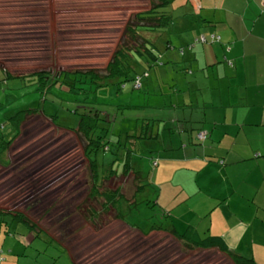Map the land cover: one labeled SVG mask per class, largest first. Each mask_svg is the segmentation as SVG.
<instances>
[{
    "label": "rangeland",
    "instance_id": "374dc122",
    "mask_svg": "<svg viewBox=\"0 0 264 264\" xmlns=\"http://www.w3.org/2000/svg\"><path fill=\"white\" fill-rule=\"evenodd\" d=\"M100 3L0 0V125H6L9 131L15 113L32 110L15 119L24 120L20 135L5 155L8 164L0 166V208L24 215L67 246L51 242L41 230H32L7 215V224L1 226L0 215V249L4 256L0 254V264H14L10 255L18 256L20 264H73L72 258L75 264H234L218 249H188L182 245L181 253L178 243L167 235L156 234L160 240L151 237L148 242L136 231L142 232L140 228L152 223L167 228L173 223V214L182 210H188L185 217L192 219L205 205L186 207L184 192L177 194L181 186H176L175 172L165 167V162L158 164L164 152L159 147L161 127L150 122V127L143 131V123H148L146 115L153 116L159 103L155 94L161 95L160 89L169 87L158 79L159 65L148 69L139 61L137 71L150 73L143 82V90H133L132 83H128L122 91L115 87L101 89L96 98L94 94L84 96V92L64 93L57 87L44 94L38 78L26 75L40 71L58 77L62 71H99L115 47L111 42L107 45L104 39L121 36L130 21L136 22L134 14L145 9L146 0H119L120 8L114 7L110 14L102 11ZM181 28V21L172 27L175 32ZM196 35L203 39L204 35ZM208 40V44L213 43L212 37ZM158 47L164 54L163 40ZM166 60L160 57L161 63ZM3 70L15 77L9 78ZM86 97L88 103L96 104L95 111L104 116L86 120L93 129L91 136L102 132L109 146V150L100 153L96 171H110L112 163H116L113 169L123 174L128 161L142 177L137 180L135 174H130L102 186L101 193L121 188L119 193L124 192L133 201L129 204L128 198L120 202L118 198L113 205L114 201L108 198L107 212L101 206L104 196L89 199L93 180L85 143L82 136L79 138L71 130L77 127L81 114L76 98ZM76 110L78 114L74 113ZM130 135L135 136L133 145L128 142ZM175 169H181L180 163ZM178 179L185 182L184 178ZM138 183L145 189L136 193ZM157 191L162 193L159 207L167 212L158 211L159 207L154 205ZM111 206L122 213V221ZM90 209L97 213L96 217H92ZM183 214L177 213L181 228L187 225Z\"/></svg>",
    "mask_w": 264,
    "mask_h": 264
},
{
    "label": "crops",
    "instance_id": "0c3cea01",
    "mask_svg": "<svg viewBox=\"0 0 264 264\" xmlns=\"http://www.w3.org/2000/svg\"><path fill=\"white\" fill-rule=\"evenodd\" d=\"M167 1L173 17L167 37L175 45L193 43L200 38L196 34L212 37L213 43L196 44L183 60L174 49L160 53L167 65L158 67V79L169 87L160 89L166 94L156 105L164 151L158 164L175 172L186 207L205 204L192 219L185 217L188 210L177 212L184 213L185 228L176 213L166 229L220 237L232 252L254 255L264 264V0ZM177 21L185 32L172 29ZM178 64L191 71V81H180L181 89L166 82ZM179 163L181 169H175ZM161 196L157 191L156 207ZM158 211L167 212L162 206ZM136 231L148 242L167 235L181 253L186 247L169 233Z\"/></svg>",
    "mask_w": 264,
    "mask_h": 264
},
{
    "label": "trees",
    "instance_id": "16d2710c",
    "mask_svg": "<svg viewBox=\"0 0 264 264\" xmlns=\"http://www.w3.org/2000/svg\"><path fill=\"white\" fill-rule=\"evenodd\" d=\"M96 0H92V3H94ZM101 1V9L104 10V13L110 14L114 12V7L119 6L118 1L119 0H100ZM121 2H125L127 0H120ZM171 2L167 0H146L145 9L141 12H136L134 14V20L136 21L128 23L125 29V32H121V36L118 38L112 40H105L107 45L110 44V42L115 44V47L112 50V54L107 62H105L104 65H101V68L98 70H77V71H62L59 73L58 77H51V74H47L45 72H32L28 73L26 75L35 76L38 78V84L43 90L44 94H48L52 87H57L64 93H70L72 95H80L81 92L86 93L84 96H88L89 94H94L95 98L98 97V92L101 89H106L108 87H115L117 91H122L125 87L128 86V83H132V89L133 90H143L144 85L143 82L145 79H148L150 77V73L148 70H145L142 74L137 71L136 68L139 66V61L142 62V64L146 67H149L148 69L156 66H166L164 62H160V57L162 55L159 51V42L160 40H163V47L165 48V54L168 52V50H172L178 52L181 59H185L186 55H189L193 52V48L196 44H202V43H209V40L206 39L205 42H202L199 39H195V41L191 44L183 43L181 46L175 45L172 40L167 37V33L169 32V28L173 22V17L170 12L164 10L170 5ZM143 5V3H141ZM163 9V10H162ZM50 15L49 11L46 12ZM52 17V16H51ZM110 18V16H109ZM168 31V32H167ZM180 32H185L184 30H180ZM110 37V36H109ZM197 40V41H196ZM193 54V53H192ZM110 55V54H109ZM149 61V64H148ZM179 66H173V77L171 80L173 82H177L180 88V81L185 80L191 81V71L187 69V66L178 64ZM172 66V65H171ZM171 66H169V70H171ZM4 73L7 74L9 78H14L15 76L11 74L10 72H6L3 70ZM22 75V76H26ZM180 75V76H179ZM180 77L178 80H175L174 77ZM140 80V87L136 88L135 83L137 80ZM51 82V83H49ZM156 87V86H154ZM181 89V88H180ZM168 90V88L166 89ZM157 91V90H156ZM156 93V92H154ZM165 93V92H164ZM164 93L161 95H156V100H161V97H165ZM166 94V93H165ZM88 97L82 99V98H76L75 103L81 105V114H80V120L76 128L71 129L75 131V134L79 136V138L83 137V143H85V155L90 163V173L93 180L92 184V193L89 195V199H94L95 197H101L104 196L105 202L101 205L103 209L107 212L109 209V205L107 204L108 201L106 199H111L114 201L113 205H115V202L119 199V202L123 200V198L126 197V194L123 192V194H120V189H116L115 191H106V192H99L100 188H103L102 186H105L106 183L111 182L113 179H119L120 177H126L127 175H134L138 179L142 178L139 176L138 172H135V170L129 165L128 161L124 165V168L122 169L123 174L120 173L121 170L119 169L114 170L113 166L116 163H112L111 170L107 172L98 173L96 171L97 162L101 158L99 156L101 155L103 151L109 150L108 142L105 140V137L103 133L101 132L99 135L93 134V129L90 127V125L87 124L88 119H97L98 117H104L102 112L95 111L96 104L88 103L86 100ZM155 113L153 116L146 115V118H148V123L144 124L143 131L145 129H148L150 127V122L157 123V121H160V119H156V112L159 110L154 107ZM32 110L27 109V111H19L15 113L13 117H11V120L13 121L12 129L9 131L7 130V126L1 124L0 125V164H5V166L8 164L7 160H5V155L7 151L11 148L14 141L17 139V137L20 135V125L23 122L24 119H20L19 121L15 120L19 114L27 112H31ZM74 113L78 114V111H74ZM30 115L29 113L26 115ZM56 116H53V118ZM154 117V119L152 118ZM25 118V117H24ZM106 118V117H105ZM54 121V120H53ZM158 124V123H157ZM159 125V124H158ZM165 131H170V129H167ZM82 136V137H81ZM128 137V142L130 140L131 145L134 144V138L135 136L130 135ZM120 143V141H119ZM131 153V151H130ZM129 153L126 154L128 156ZM145 189V186L138 183V188H136V193H139L140 191H143ZM128 198V196L126 197ZM134 198V195L132 196ZM129 204H131V200H129ZM92 202V200H91ZM156 200L154 205L156 204ZM128 204V205H129ZM156 206V205H155ZM112 208V206H111ZM91 210V209H90ZM111 211H116L113 208ZM117 213V219L122 221V213ZM0 215L2 216L1 226H5L7 224L4 216L7 215L10 216L14 222H20L23 224H26L30 227L32 230H41V232H44L48 237V239L56 243L57 245H60L62 247H65L63 241L57 240L52 235H49L48 232H46L43 229L37 228L35 225L30 223V221L25 217L24 215L14 212V211H7V209L0 208ZM92 217H96L97 213L93 210H91ZM5 223V225H4ZM150 228V229H149ZM132 230H135L131 228ZM142 232L148 234L150 231H162L165 233H169L170 235L177 238L179 241H183L186 244V247L188 249H202V250H213L218 249L222 253H225L228 255L234 264H260L257 262L254 255L252 256H240L234 252H232L229 247L222 242L220 237H209L206 239H201L200 235L195 229H187V231L181 235H178L176 231L174 230H168L164 226H161L160 224L152 223L151 225L146 224V227L140 228ZM6 240V239H5ZM29 245V244H28ZM59 246V247H60ZM67 247V246H66ZM1 251V250H0ZM68 251V249H67ZM1 254V253H0ZM3 254V253H2ZM1 254V257H4ZM71 257V256H70ZM9 258L12 260V263L14 264H20V259L16 255H10ZM73 264H75L74 259L72 258Z\"/></svg>",
    "mask_w": 264,
    "mask_h": 264
},
{
    "label": "built area",
    "instance_id": "2783aa9c",
    "mask_svg": "<svg viewBox=\"0 0 264 264\" xmlns=\"http://www.w3.org/2000/svg\"><path fill=\"white\" fill-rule=\"evenodd\" d=\"M203 39L201 40L202 42H205L206 41V39H205V37H202ZM135 87L136 88H139L140 87V80L138 79L137 81H136V83H135Z\"/></svg>",
    "mask_w": 264,
    "mask_h": 264
},
{
    "label": "clouds",
    "instance_id": "9594fccd",
    "mask_svg": "<svg viewBox=\"0 0 264 264\" xmlns=\"http://www.w3.org/2000/svg\"><path fill=\"white\" fill-rule=\"evenodd\" d=\"M155 163H157V162H155ZM131 175H132V174H131ZM0 250H1V249H0ZM0 253H3V251L1 250Z\"/></svg>",
    "mask_w": 264,
    "mask_h": 264
}]
</instances>
